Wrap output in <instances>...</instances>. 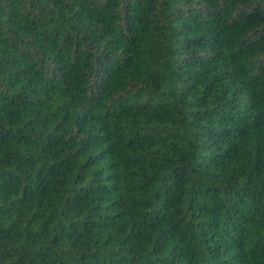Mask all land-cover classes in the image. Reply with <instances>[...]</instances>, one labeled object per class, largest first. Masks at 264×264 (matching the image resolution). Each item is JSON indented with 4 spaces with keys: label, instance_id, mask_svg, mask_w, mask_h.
<instances>
[{
    "label": "trees",
    "instance_id": "16d2710c",
    "mask_svg": "<svg viewBox=\"0 0 264 264\" xmlns=\"http://www.w3.org/2000/svg\"><path fill=\"white\" fill-rule=\"evenodd\" d=\"M0 264H264V0H0Z\"/></svg>",
    "mask_w": 264,
    "mask_h": 264
}]
</instances>
